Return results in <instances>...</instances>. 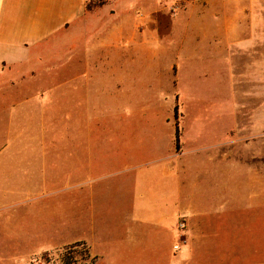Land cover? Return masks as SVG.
<instances>
[{
  "label": "crops",
  "instance_id": "1",
  "mask_svg": "<svg viewBox=\"0 0 264 264\" xmlns=\"http://www.w3.org/2000/svg\"><path fill=\"white\" fill-rule=\"evenodd\" d=\"M88 1L91 0H0V78L16 71L19 77L11 86L18 88L38 81L40 71L30 67L31 62H45L46 73L52 74L58 61L68 69L71 59L78 56L85 72L82 82L85 88L93 81L103 82L108 73L122 84L129 77L128 69L137 54L155 52L149 40L159 33L163 41L159 51L169 56L175 46L176 50L171 51L173 56L168 65H162L161 60L156 62L153 85L145 88L150 97L160 100L181 98L184 94L186 98L190 95L182 83L195 80L198 85L192 94L198 99L207 93L202 88V79L213 77L214 91L219 95L222 89L230 91L229 110L233 117H238L230 131H240L238 139L243 148L250 149L251 157L258 154L264 163V0H176L179 4L176 44H172L175 39L169 40L170 17L165 10L169 0H126L123 8L120 0H111L114 6L108 12H102L101 5L88 9ZM139 7L143 10H137ZM79 26L80 41L59 48L52 44L56 39L63 42V37ZM98 51H106L105 55L112 52L111 60L89 64L90 54ZM127 56L129 62H122V57ZM107 65L112 70L106 72ZM213 69L218 71L213 73ZM41 90L17 94L0 88V112L10 115L13 122L27 114L28 109L36 117L45 113L51 116L56 110L51 89ZM20 95H24L23 100ZM5 121L6 117L3 124ZM53 144L57 142L10 140L0 150V226L18 229V232L6 230V236L0 237L1 260L13 259L14 254L24 252L20 255H26L25 259L35 255L32 249L35 239L29 233H38L39 237L56 235L59 207L53 197L58 192L59 177L52 164L46 162L52 159ZM156 147L153 151L157 155L133 156L120 162L124 166L113 176H91L87 171L76 182H67L71 194L65 202L66 228L77 234L61 242L46 239L44 251L84 242L94 264L231 261L233 252L229 255L222 245L230 237L226 215L223 216L230 210L206 204L205 199L191 201L195 194H187V183L196 188L199 197L211 193L224 196L227 186L222 185L221 191L214 192L198 185L192 174L179 171L184 164L177 166V161H171L169 144L165 154L159 150L163 147ZM72 178L69 172L64 175L66 181ZM75 189L80 190V196H76ZM80 197L82 207L75 203ZM180 219L185 221L183 230L177 226ZM182 233L185 241L175 250V238L180 239ZM244 253L248 254L249 249L237 255L243 257Z\"/></svg>",
  "mask_w": 264,
  "mask_h": 264
},
{
  "label": "rangeland",
  "instance_id": "2",
  "mask_svg": "<svg viewBox=\"0 0 264 264\" xmlns=\"http://www.w3.org/2000/svg\"><path fill=\"white\" fill-rule=\"evenodd\" d=\"M102 1H104L101 5L102 12H108L113 8L111 0ZM125 1L120 0L122 8L126 7ZM166 2L165 10L169 13L171 29L169 40L172 42L175 39L172 44H176L178 39L176 15L179 4L176 0ZM141 5L146 8L143 3ZM140 8L137 10H143ZM81 36V27H75L63 37L64 43L56 39L52 44L59 48L80 41ZM162 43L159 33L150 37L149 44L154 46L155 52L137 54L128 69L129 77L122 84L115 82L108 73L103 82L93 81L85 88L82 84L85 72L78 56L71 59L68 69L59 65L61 61H58V67L52 74L46 73L43 66L45 62H31L29 66L40 71L38 81L26 83L18 88L11 86V83L19 77L16 71L1 76L0 88L6 93L10 91L17 94H34L41 88L43 89L41 91L51 89L50 96L54 99L52 104L56 106L51 116L45 113L41 117H36L32 109H28L27 114L20 115L19 120L16 117L18 121L13 122L10 115L4 116L5 114L0 112V150L10 140L16 143L27 139L57 142L56 145H52V159L49 160L50 155H47L46 162L52 164V170L59 177L58 192L53 197V200L56 199L58 202L59 211L55 236L49 235L50 233L42 234L41 237L38 233L28 234L33 240L35 239L33 242L36 245L32 247L35 255L25 259L27 256L22 255L26 252L20 253L22 255L14 254L13 259H0V264H65L67 261L70 264H94V259L84 242H71L44 251L47 246L46 239L50 242H61L77 234L66 228L65 202L71 194V189L66 188L67 182H76V178L87 171L91 176H113L124 166V163L120 162L125 159L133 156L149 158L157 155L153 151L157 149L156 146L163 147L159 150L161 154H165L168 144L171 147L169 150L171 161H177V166L179 163L184 164L180 165L182 169L178 168L181 173L189 172L198 185H205L214 192L221 191L222 185L227 186V194L224 196L211 193L199 197L196 188H192L190 183H187V194L190 192L195 194L191 201L205 199L206 204L211 203L219 209L230 210H226L227 212L223 214L226 215V230L230 232V237L225 238L222 245L227 249L228 254L230 251L233 252L232 262L227 261L226 264H243L242 261H245L244 264H264V173L262 170L264 163L258 154L251 157L250 149L243 148L242 141L238 139L240 131H230L233 122L238 120V117H233L229 110L232 104L230 91L222 89L220 95L214 91L211 86V84L215 85L213 77L202 79V88L207 90V93L205 92L198 99L192 94L198 85L195 80H191L190 84L182 83L185 91L190 95L186 93V98L184 94L180 95L181 98L167 97L160 100L150 97V93L145 88H148L149 84L153 85L156 62L161 60L162 65H168L173 56L171 51L176 50L175 46L169 51L168 56L167 53L159 51V48L163 47ZM105 52L90 54L89 64L111 60L113 53L109 52L105 55ZM121 60L129 62L130 57H122ZM108 66L105 67L106 72L112 70ZM218 69H213V73ZM23 96L19 97L23 98ZM28 105H31V102H28ZM4 117L6 121L3 124ZM27 125L28 128H25ZM232 138L233 142L230 141ZM67 172L72 174L74 181L64 179ZM79 191L74 190L76 196L78 194L80 196ZM203 191L205 192L201 189L202 193ZM81 200L80 197L79 201H75L79 207H82ZM6 230L18 232V229L10 230L0 226V237L6 236ZM88 236L91 238L90 235ZM175 239L180 243L178 237ZM83 248L88 251H82ZM246 248L249 249L248 254L244 253L243 257L242 254L237 255ZM184 249L185 245L182 244L181 250Z\"/></svg>",
  "mask_w": 264,
  "mask_h": 264
},
{
  "label": "built area",
  "instance_id": "3",
  "mask_svg": "<svg viewBox=\"0 0 264 264\" xmlns=\"http://www.w3.org/2000/svg\"><path fill=\"white\" fill-rule=\"evenodd\" d=\"M177 226L180 230H183L185 228V221L183 219L179 220L178 223H177ZM180 242H184L185 241V235L182 233L180 235ZM180 247V243L179 242H176L174 245H173V248L175 250L179 249Z\"/></svg>",
  "mask_w": 264,
  "mask_h": 264
},
{
  "label": "trees",
  "instance_id": "4",
  "mask_svg": "<svg viewBox=\"0 0 264 264\" xmlns=\"http://www.w3.org/2000/svg\"><path fill=\"white\" fill-rule=\"evenodd\" d=\"M104 3V1H102V0H91V1H88L87 2V8L89 9V8H92V7H94V6H98V5H102ZM71 247H72V245H71ZM84 250H87V249H84L83 248V250L82 251H84ZM88 251V250H87ZM69 253V256L71 255L70 253V251L68 252ZM85 253H86V251H85ZM65 264H70V262H66Z\"/></svg>",
  "mask_w": 264,
  "mask_h": 264
}]
</instances>
